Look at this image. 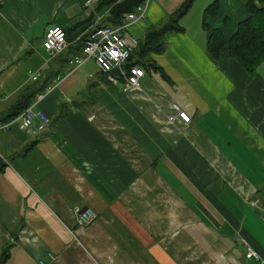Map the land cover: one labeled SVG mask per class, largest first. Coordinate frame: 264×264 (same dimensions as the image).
Instances as JSON below:
<instances>
[{
  "label": "crops",
  "instance_id": "crops-1",
  "mask_svg": "<svg viewBox=\"0 0 264 264\" xmlns=\"http://www.w3.org/2000/svg\"><path fill=\"white\" fill-rule=\"evenodd\" d=\"M183 1L149 0L145 18L125 28L138 40L128 63L144 70L126 90L93 58L74 63L95 27L118 24L110 6L3 1L0 122L32 92L34 110L63 115L55 130L37 131L35 119L0 132L4 264H264V60L249 72L228 52L245 0H217L205 17L208 0L194 27L191 4L184 31L146 43ZM53 26L65 28L67 46L50 56L41 42ZM213 29L224 38L216 54ZM89 87L94 100L79 104ZM173 104L189 122L168 119ZM84 207L96 216L79 227ZM246 244L261 261L245 257Z\"/></svg>",
  "mask_w": 264,
  "mask_h": 264
},
{
  "label": "built area",
  "instance_id": "built-area-1",
  "mask_svg": "<svg viewBox=\"0 0 264 264\" xmlns=\"http://www.w3.org/2000/svg\"><path fill=\"white\" fill-rule=\"evenodd\" d=\"M99 0H85V6H91ZM149 0H144L137 5L134 10L125 12L121 21L111 26L108 24L95 27L89 35L83 40L81 53L74 55L75 65H79L87 58L91 57L100 72L107 75H114L122 80L124 90L137 87L140 84V78L144 74V70L138 65H128L125 63L137 45L138 40L134 36H126L125 28L146 16V10ZM67 46L65 28L61 26H53L48 28L42 39V47L50 56L60 54ZM39 76V72L31 76V80H35ZM174 115L168 116L172 120L175 116L183 122H189L190 116L177 105H172ZM38 120L36 130H42L50 123L49 116L42 110H34L32 104L25 107L15 117L0 122V132L8 130L12 125H16L23 131L30 130L34 120ZM95 212L91 208L79 210L76 223L79 227L90 224L95 217ZM264 223V215L261 217ZM246 258H252L261 261L260 255L246 244L244 251ZM42 264V262H41Z\"/></svg>",
  "mask_w": 264,
  "mask_h": 264
},
{
  "label": "trees",
  "instance_id": "trees-1",
  "mask_svg": "<svg viewBox=\"0 0 264 264\" xmlns=\"http://www.w3.org/2000/svg\"><path fill=\"white\" fill-rule=\"evenodd\" d=\"M4 0H0V9ZM144 0H99L101 7L110 6L109 20H113L114 24L121 21L122 15L125 12L134 10V8L141 4ZM193 0H184L181 5L170 16L168 22L158 29H153L148 32L146 43L154 40L157 36H162L169 30L184 31V27L179 25V19L189 10ZM217 0H213L205 9L204 15L213 14L217 8ZM247 9V17L242 19L236 28V31L227 41V48L229 55L237 59L243 67L252 72L257 65L264 60V0H245ZM108 24V23H105ZM85 39V38H84ZM83 39V40H84ZM224 46V38L220 30L213 29L208 38V48L216 54ZM155 52H161L162 46L155 43L152 46ZM143 50V47H140ZM131 55H129L128 59ZM128 59L125 66L130 65ZM34 93L22 94L16 102L12 105V112L6 116L3 121L15 117L25 107L31 104V99ZM60 116V115H59ZM3 162L0 161V170L3 169ZM7 252L3 250L0 257V264H4L7 259Z\"/></svg>",
  "mask_w": 264,
  "mask_h": 264
},
{
  "label": "rangeland",
  "instance_id": "rangeland-1",
  "mask_svg": "<svg viewBox=\"0 0 264 264\" xmlns=\"http://www.w3.org/2000/svg\"><path fill=\"white\" fill-rule=\"evenodd\" d=\"M226 1L227 0H224V4H225ZM207 3H208V0H195V1L193 0V3H192V6L190 8V12H189L188 18L186 19V22L189 21L188 24H189L190 27H194L195 24H193V19H195V17L197 18V16L202 14V8ZM242 3L244 4V0H242ZM185 16H187V15H185ZM36 41H38L39 44H40L41 40H40V38H37ZM41 46H42V42H41ZM89 58H91V57H89ZM94 90H95V88L89 87L86 91H84V93L82 95L83 97L81 96L82 100L79 102V104H81V103H91V101L94 100V96H93L94 95ZM62 116H59V114H57V115H55L53 117V119H52V117H50V123L46 127L47 128L46 130H49V129L55 130V127H56L55 125L62 118ZM85 208H88V207H84V208H82V210L85 209ZM93 211L95 212V210H93ZM95 215H96V212H95Z\"/></svg>",
  "mask_w": 264,
  "mask_h": 264
}]
</instances>
